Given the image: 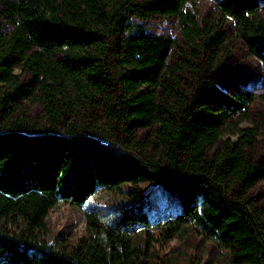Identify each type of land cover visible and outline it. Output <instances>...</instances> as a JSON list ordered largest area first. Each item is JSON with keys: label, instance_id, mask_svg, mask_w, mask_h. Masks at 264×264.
<instances>
[{"label": "trees", "instance_id": "16d2710c", "mask_svg": "<svg viewBox=\"0 0 264 264\" xmlns=\"http://www.w3.org/2000/svg\"><path fill=\"white\" fill-rule=\"evenodd\" d=\"M186 1L0 0L11 25L0 28V264H145L150 240L189 230L230 264H264V208L245 196L264 180V158L254 159L257 126L241 127L255 100L264 124V0H215L206 24ZM155 16L177 18L179 44L141 28ZM228 26L260 63L257 95L211 80L231 54ZM24 103L47 129H31ZM142 181L176 194L180 212L152 224L141 212L120 229L88 211V239H40L59 202L81 207L100 188Z\"/></svg>", "mask_w": 264, "mask_h": 264}, {"label": "rangeland", "instance_id": "374dc122", "mask_svg": "<svg viewBox=\"0 0 264 264\" xmlns=\"http://www.w3.org/2000/svg\"><path fill=\"white\" fill-rule=\"evenodd\" d=\"M186 3L187 7L193 9L204 24L216 22L219 17L215 0H187ZM139 25L149 34L171 37L178 44L181 41L179 23L175 17L155 16L139 22ZM0 28L4 33H9L11 25L0 17ZM226 32V36L231 39L229 46L231 54L222 60L224 69L214 71L211 80L227 93L250 91L257 95L260 89V63L248 52L240 40L235 39L234 29L231 26H228ZM14 73L19 76L23 85L30 83L31 78L28 73L21 72L19 69H16ZM185 85L190 92L195 90L191 83L186 82ZM24 106L31 129H47L41 108L30 103H24ZM262 111L263 106L255 100L249 108L250 122L241 125L245 128L255 125L259 129L254 149L256 161L264 158V124L260 118ZM151 132L152 130H143L137 135L143 137ZM216 148L217 146L211 152ZM146 193H149L148 197ZM245 196L256 207L264 208V180L259 181L246 192ZM180 210L181 204L176 194L169 193L149 182L142 181L135 187L124 184L115 189L100 188L97 194L86 200L81 207L59 202L49 211L40 239L46 244H64L68 248L74 247L81 239H88L86 216L88 211H92L94 213L92 217H97L105 225L103 228L118 225L121 229L131 224L140 225L141 212H144L146 220L152 224L159 220L165 223L174 218ZM6 229L17 233L16 228L12 226H7ZM145 230L155 231L154 228L149 227ZM153 234L156 235V231ZM130 240L141 251L145 250V245L138 235H134ZM146 251L145 264H230L224 252L192 230L180 237L174 236L167 242L150 240Z\"/></svg>", "mask_w": 264, "mask_h": 264}]
</instances>
